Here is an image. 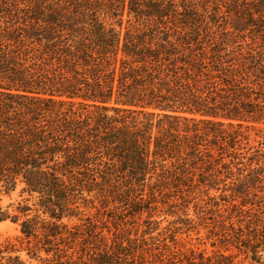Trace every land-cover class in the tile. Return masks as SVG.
<instances>
[{
    "label": "trees",
    "instance_id": "obj_1",
    "mask_svg": "<svg viewBox=\"0 0 264 264\" xmlns=\"http://www.w3.org/2000/svg\"><path fill=\"white\" fill-rule=\"evenodd\" d=\"M9 218L0 264H264V0H0Z\"/></svg>",
    "mask_w": 264,
    "mask_h": 264
},
{
    "label": "rangeland",
    "instance_id": "obj_2",
    "mask_svg": "<svg viewBox=\"0 0 264 264\" xmlns=\"http://www.w3.org/2000/svg\"><path fill=\"white\" fill-rule=\"evenodd\" d=\"M20 188L16 191L13 192L12 194H6L3 195L1 197V203L3 206H8L9 204H11L12 202H16L20 196ZM12 212H13V208H11ZM195 231L191 232V235L188 237L186 234L183 235V238L185 240H189V242H192L194 244H197L201 247H207L208 250H211L213 247L210 244H203V243H199V239L197 238ZM21 234L20 232V224L19 222H15L12 219H6L0 222V240L2 242H7L9 240H13L15 239L17 236H19ZM204 234V233H202ZM243 258H238L236 259L237 261L241 260Z\"/></svg>",
    "mask_w": 264,
    "mask_h": 264
}]
</instances>
